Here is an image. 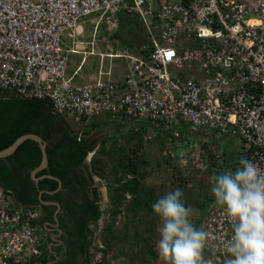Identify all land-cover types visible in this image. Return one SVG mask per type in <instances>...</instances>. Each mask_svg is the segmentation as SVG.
Instances as JSON below:
<instances>
[{
  "label": "built area",
  "instance_id": "obj_1",
  "mask_svg": "<svg viewBox=\"0 0 264 264\" xmlns=\"http://www.w3.org/2000/svg\"><path fill=\"white\" fill-rule=\"evenodd\" d=\"M123 14L145 27L148 52L105 55L127 64L113 81L102 72L83 77V63L69 74L68 55L80 52L65 49L64 37L80 35L88 21L91 52L83 54L92 56L99 27L116 32ZM0 92L50 105L66 126L107 115L146 122L197 157L210 145L191 139L217 138L224 148L237 145L235 167L246 157L264 170V1L0 0ZM38 218L0 190V264L40 257ZM197 229L208 234L204 256L225 264L220 241L231 228L214 204Z\"/></svg>",
  "mask_w": 264,
  "mask_h": 264
},
{
  "label": "trees",
  "instance_id": "obj_2",
  "mask_svg": "<svg viewBox=\"0 0 264 264\" xmlns=\"http://www.w3.org/2000/svg\"><path fill=\"white\" fill-rule=\"evenodd\" d=\"M141 27L142 24L136 18H130L124 14L121 16L117 32L121 31L122 33L121 43L124 49L128 50L129 47H132L131 32L141 34ZM149 46L148 43L143 45L144 48ZM136 53L145 54L147 51L146 49L144 51L138 50ZM25 135L39 136L46 143L45 152L48 166L38 172L36 178L51 176L59 180L61 185L60 190L57 191L58 184L54 180L41 179L37 185L30 180V172L41 162L40 150L37 144L32 141L23 142L13 155L0 160V190L9 195L15 205L38 210L43 215L42 220H38L32 226L42 228L43 223H54L53 217L56 208L40 205L39 192H42L40 196L42 202H52L59 205L56 219L58 229L62 233L60 239L63 247L55 250V257L51 258L43 253L31 264H79V261L81 264H91L92 255L89 248L97 224L103 216L100 210L102 201L99 191L100 183H97L94 178L103 181L108 189L109 224L104 232L110 237L109 241L121 239L122 246L117 258L123 255V249H130L132 246L138 247L140 236L135 232L136 227L133 220L142 211L148 215H154L151 209L154 202V191L152 188L144 187V182L150 175L149 171H146L148 165L145 161L125 159L126 154L116 145L117 140L113 142L117 147L113 145L109 150L105 149L104 146L108 142L106 137L87 164L86 158L97 148V143L90 136V131H85L78 137L77 134L71 133L60 119L53 116L50 105L37 101L7 98L0 92V152L11 146L19 137ZM137 137L139 140L141 139L140 133L137 134ZM157 138L162 140L160 135ZM211 146L214 148L217 144L211 142ZM223 154L226 156L225 151ZM95 155L101 157L107 155L113 160L115 157L122 160L113 170V180L104 176L103 168L94 158ZM208 157L210 173L213 176L226 169L235 170L236 168L235 164L234 167H226L222 163L221 169L217 170V163H215L213 155L208 153ZM220 159L225 162V158ZM119 172L124 176L117 177ZM126 201L129 202V206L126 210V218L128 219L124 225L125 232L116 235L112 229L117 217L122 214L121 210ZM213 201L201 203L199 207L201 211L199 212L202 218L207 215L208 204L211 205L214 203ZM130 230L133 231L132 234H130ZM148 231L152 233L153 228H148ZM145 249L141 247L139 253L143 255L146 252L149 254V259L154 260V252ZM131 252L133 253V251ZM111 259L112 255L105 261L103 260L104 264H112L109 263Z\"/></svg>",
  "mask_w": 264,
  "mask_h": 264
},
{
  "label": "rangeland",
  "instance_id": "obj_3",
  "mask_svg": "<svg viewBox=\"0 0 264 264\" xmlns=\"http://www.w3.org/2000/svg\"><path fill=\"white\" fill-rule=\"evenodd\" d=\"M81 26L82 33L80 34V37L76 36V34H73V38H67L65 41V45L69 46H66L65 49H72L80 52V54L77 55H68L69 74H71V72L76 67L80 66L81 63H83L81 71V75L83 77H96L99 72H102L103 74H106L105 76H102L103 78L113 81L118 79L120 74L124 72V70L127 68V64L123 59H114L113 57H106L105 55L122 54L126 52L137 54L136 52L138 50L144 51V49H146L147 52L149 50V47H143L145 43H150V41L148 40L147 31L144 26L141 27V34L131 32L133 44L132 47H129L130 49H128L127 51L120 45V41L118 38H120L119 35L122 37V33L121 31L119 32L120 34L117 32L119 28L116 32H110L104 26H101L99 27L98 32H96L97 34H94L96 39V45L93 51L94 55L90 56L88 54H83L90 53L91 47L87 46L86 44L79 43H87L91 41L93 30L91 24L88 21H84L83 23H81ZM105 120L106 119L100 118L93 119L76 125H69L68 123H66V127L71 133H83L85 131H90L91 137L94 141H96L98 147L100 143H102V140H104L103 137L108 136V142L104 147L105 149L109 150L114 145V143L112 142L113 138L109 135L103 134V130H100L98 128V124L102 121L104 122ZM96 123L97 126L95 125ZM154 135H156L154 132L153 135L145 134L139 140L136 135L132 133H125L122 134L121 137H117L116 145H118V147H120L119 149H122L126 154L125 159L127 158L129 161H145L148 165L146 167V171H149L150 175L146 178L144 187L149 189L152 188L154 191V202L152 203V205L159 198L170 191H174L176 189L183 190L185 204L186 202H188V204H186V207H190L192 209V222L194 226L198 228V226L200 225V221H202L199 212L201 211L199 210L201 203L203 201L214 200L213 196L211 195L214 176L210 173L211 168L209 167V157H207V159L204 161L205 164H202V161L197 159L196 156L198 155L193 154V156H191L190 158H184L183 155L180 154L181 147L179 151L176 145L171 146V144H167L168 141H165V139L160 141V139L156 138L157 135ZM161 142H164V144H161ZM116 145L114 146L117 147ZM217 150H219L218 153ZM223 150L224 149H221V146H217L216 148L214 147L212 149H206L207 156L208 153H211V155H213L214 161H216L215 163H217V170H220L221 167L225 165V163L222 162V159L217 157L221 155ZM195 151L196 149L194 150V153H197ZM94 158L98 161V163H100L99 165L103 168L104 176H108L111 180H113V170L116 168L118 162L121 163L122 160L116 157L115 160H113L107 155L103 157L95 155ZM122 176H124V174H122L121 172H119V174L117 175V177ZM95 181L99 180L96 178ZM99 182L101 183L100 195L102 199L101 209L103 216L98 224L99 230L95 233V241H92V244L89 248L90 254L94 255L92 258L94 263L102 264L104 263L103 260L109 258V256L111 257L112 255V259L111 261H109V263L112 264H165L164 260L159 256L157 251V241L160 235L159 229L162 227V225L155 215H148L144 211L140 212L133 220L136 227L135 232L140 236L138 240V247L132 246L130 249H123V255L117 258L122 243L119 237V240L109 241L110 237L106 232H104V229L109 224V193L108 189L105 186V183L103 181ZM128 206L129 202L126 201V203H124V207L121 210L122 214L117 217L116 223L113 226L112 231L116 235H120L125 232L124 225L126 224L128 219L126 218V210L128 209ZM148 228H153V232H149ZM100 233L101 235H99ZM132 233L133 231L130 230V234ZM131 238H133V236H131ZM141 247L150 249L152 252H154V260H150L149 254H146L145 251V253L143 252V255L139 253ZM131 251H133V253ZM102 252L104 253V255Z\"/></svg>",
  "mask_w": 264,
  "mask_h": 264
},
{
  "label": "clouds",
  "instance_id": "obj_4",
  "mask_svg": "<svg viewBox=\"0 0 264 264\" xmlns=\"http://www.w3.org/2000/svg\"><path fill=\"white\" fill-rule=\"evenodd\" d=\"M97 148L86 158L87 164ZM211 195L214 203L208 204V209L214 204L231 228L230 239L220 241L225 264H264V170L248 158L240 157L235 170L226 169L213 177ZM101 206L102 201V212ZM152 210L162 225L157 251L165 264H216L215 257L204 256L208 234L194 226L192 209L186 207L182 190L166 193L152 205ZM36 230L42 238V253L45 240L42 229L36 227Z\"/></svg>",
  "mask_w": 264,
  "mask_h": 264
},
{
  "label": "crops",
  "instance_id": "obj_5",
  "mask_svg": "<svg viewBox=\"0 0 264 264\" xmlns=\"http://www.w3.org/2000/svg\"><path fill=\"white\" fill-rule=\"evenodd\" d=\"M253 1H257V0H253ZM262 1H264V0H262ZM77 34H79V33H77ZM120 34V33H119ZM76 36H78V37H80V35H76ZM119 37L122 39V37L119 35ZM120 38H118L119 39V41H120ZM64 39H65V41H66V37H64ZM133 40V39H132ZM65 41H64V44H66L65 43ZM88 43V42H87ZM87 43H79V44H86L87 45ZM132 43V42H131ZM72 44H74V43H72ZM133 44V43H132ZM120 45H121V47H123L122 46V43H121V41H120ZM67 47H69L68 45H66ZM88 46V45H87ZM124 48V47H123ZM126 50V49H125ZM127 51V50H126ZM99 119V118H98ZM100 119H106L104 122L102 121V122H100L99 124H98V128L100 129V130H103V134H105V135H109V136H111L112 138H113V140H112V142H114V141H116L117 140V137H121L122 136V134H125V133H132V134H134V135H136L137 136V134L138 133H140V136L142 137L143 135H145V134H151V135H153V130L152 129H150L149 128V125H148V123H146V122H142L141 124H139V125H135V124H130V123H123V122H118V121H115V120H112L108 115L107 116H102V117H100ZM96 126H97V123L95 124ZM184 128H182V129H180L181 131H184L185 132V129L183 130ZM82 132H80L79 134H81ZM78 134V133H77ZM90 136H91V134H90ZM154 136H156V135H154ZM106 137H108V136H105V137H103L104 139L106 138ZM158 137V135L156 136V138ZM161 137H162V140H164L165 139V141H168V143L167 144H172V146H174V145H176L177 147H178V150L180 149V142H178V143H175L172 139H171V141H172V143L170 142V140H169V135L168 134H166V135H164V136H162L161 135ZM158 139V138H157ZM198 139V142L196 141V138H193V140L191 139V141L194 143V146L195 147H197V146H200L201 144H206L207 143V145H208V143H209V147L208 148H213L212 146H211V142H215V141H217V142H219V139L217 140V138H215V139H212L211 137H206V136H201V137H199V138H197ZM215 140V141H214ZM221 142L220 143H222V139L220 140ZM161 144H164V142H161ZM177 144H179L180 146H178ZM217 144V143H216ZM220 145V144H219ZM218 144H217V146H219ZM217 146H214L215 148L217 147ZM221 146V145H220ZM236 144H233V145H231V147H225V148H223L224 150L222 151V153L225 151L226 152V156L225 157H222V158H225V166L226 167H234V162H233V160L232 159H230V158H232V152H233V150H235L236 149ZM223 146H221V148H222ZM230 150V151H229ZM180 151V150H179ZM218 151L219 150H217V153H218ZM183 153V154H182ZM181 155H183V157L184 158H190L191 156H193V154L194 155H198L197 153H194V151L192 152V153H190V151H187V152H183V151H181V153H180ZM202 154V156H200V157H197V159H199V160H201L202 161V164H205V160L207 159V155H205V154H207L206 153V150H205V154H203V153H201ZM230 157V158H229ZM228 164V165H227ZM26 208V207H25ZM38 212H40V211H38ZM39 217H40V219L39 220H42V217H43V215H42V213L41 214H39ZM53 221H54V223L53 224H44L43 223V225H42V231H41V233H42V235H43V237H44V240H45V251H43L42 253H41V255L43 254V253H45L46 254V256H49V257H55V255H56V252H55V250L56 249H58V248H60V247H63V243H62V241H61V239H60V237L62 236V233H61V231L58 229V224H57V222H56V220H55V214H54V217H53ZM63 252V251H62ZM93 256L94 255H92V258H93ZM91 258V264H95L94 263V261H93V259ZM106 258V257H105ZM57 260V259H56ZM105 261V260H104ZM107 261V260H106ZM79 264H81V261H79ZM104 264V263H103Z\"/></svg>",
  "mask_w": 264,
  "mask_h": 264
},
{
  "label": "water",
  "instance_id": "obj_6",
  "mask_svg": "<svg viewBox=\"0 0 264 264\" xmlns=\"http://www.w3.org/2000/svg\"><path fill=\"white\" fill-rule=\"evenodd\" d=\"M28 140L36 143L39 150H40V153H41V162L33 171L30 172V180L35 185H37V183L41 179L54 180L58 184L57 191L60 190V188H61L60 182H59V180L55 179L54 177L45 176V177H41V178H36V174L38 172L46 169L48 166L47 156H46V152H45L46 143H45V141L42 140L41 137L36 136V135H25V136L19 137L11 146H9L7 149L0 152V160H4V159L10 157L11 155H13V153L16 151V149L19 147V145H21L23 142L28 141ZM41 194H42V192H39V203H40V205L54 206L56 208V212H55V220H56V215L59 212V205L56 203H52V202H48V203L42 202V200L40 198ZM50 194H53V193H50Z\"/></svg>",
  "mask_w": 264,
  "mask_h": 264
},
{
  "label": "flooded vegetation",
  "instance_id": "obj_7",
  "mask_svg": "<svg viewBox=\"0 0 264 264\" xmlns=\"http://www.w3.org/2000/svg\"><path fill=\"white\" fill-rule=\"evenodd\" d=\"M120 41H122V39L120 38Z\"/></svg>",
  "mask_w": 264,
  "mask_h": 264
}]
</instances>
